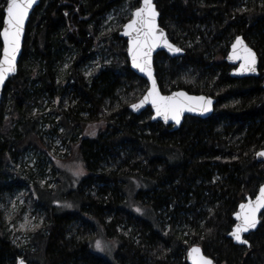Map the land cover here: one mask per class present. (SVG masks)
<instances>
[{"label": "trees", "instance_id": "1", "mask_svg": "<svg viewBox=\"0 0 264 264\" xmlns=\"http://www.w3.org/2000/svg\"><path fill=\"white\" fill-rule=\"evenodd\" d=\"M154 2L159 25L184 51L155 55L161 92L211 96L213 113L173 130L151 122L150 109L129 111L147 83L129 69L126 41L105 21L116 13L124 25L140 0H40L2 91L0 264H187L193 245L217 264H264V211L249 247L227 237L238 205L264 183L255 158L264 149V0ZM238 35L259 57L258 77L230 76L225 57ZM46 108L47 129L38 123ZM56 138L65 147L56 158L78 156L87 175L53 199L57 188L41 181ZM17 193L42 220L25 242L6 218ZM67 200L73 206L63 209ZM99 237L116 243L112 257L92 251Z\"/></svg>", "mask_w": 264, "mask_h": 264}, {"label": "snow or ice", "instance_id": "2", "mask_svg": "<svg viewBox=\"0 0 264 264\" xmlns=\"http://www.w3.org/2000/svg\"><path fill=\"white\" fill-rule=\"evenodd\" d=\"M34 2L35 0H6L4 27L0 31V37L3 39V58L0 59V84L5 80L6 73L15 71L14 61L20 48L24 23ZM140 4L141 6L135 9L129 22L124 25V35L130 37L128 51L132 58V66L148 76V79L152 82V87L139 104L132 105L133 109H139L145 103L151 102L157 116H162L165 122L171 119L176 124L180 123V117L185 111H210L212 101L204 96H189L186 92H175L171 96L160 94L152 72V51L161 44L173 53H178L181 49L169 43L164 31L158 28L156 19L159 13L153 0H140ZM229 59L243 61L239 69L241 73H255L257 70L256 53L240 37H237L232 45V54ZM257 155L264 157V152ZM74 174L79 175L78 172ZM240 207L242 211L236 216L240 223L236 224L231 235L236 241L247 244L248 241L242 239L241 233L254 229L258 223L257 213L264 209V186L260 187L255 201L249 200L248 204H242ZM137 211H140V209H137ZM96 247H101L99 241H97ZM189 256L192 259V264H213L211 259L202 254L199 247L191 248ZM18 264H25V261L19 259Z\"/></svg>", "mask_w": 264, "mask_h": 264}, {"label": "water", "instance_id": "3", "mask_svg": "<svg viewBox=\"0 0 264 264\" xmlns=\"http://www.w3.org/2000/svg\"><path fill=\"white\" fill-rule=\"evenodd\" d=\"M154 1H155V0H153V3L155 4ZM39 3H40V0H35V2L33 3L32 7L29 9V12H28L27 18H26V20H25L24 28H23V32H22V35H21L20 48H19V50H18V52H17V54H16V60L14 61L15 71H14V72H10V73H6V74H5V80L3 81L2 84H0V105H1V101H2V91H3V87H4V85L6 84V82H7L9 79H11V78H12L13 76H15L16 73H17L18 62H19V59H20V57H21L22 50H23L24 38H25V32H26L27 23H28V21H29V18H30V16H31L33 10L39 5ZM139 6H141V4H139ZM139 6H138V7H139ZM155 7H156V5H155ZM5 9H6V4H5L4 9H3V14H4V16H3V20H4L5 16H6V11H5ZM135 9H136V8H135ZM135 9H134V10L132 11V13H131V18H132V14H133V12L135 11ZM156 10H157V9H156ZM157 12H158V11H157ZM158 13H159V12H158ZM131 18H130V19H131ZM130 19H129V20H130ZM129 20L126 21L124 25H126V24L129 22ZM156 23H157V25H158V28H159V29H162V30L164 31L165 36H166V39L168 40V42L171 43L174 47H178V48H180L179 46H177L176 44H174V43L168 38L166 31H165V30L159 25V15L157 16ZM124 25L122 26L121 30L118 32V36H119L120 38H123V39L126 41V55H127V59H128V62H129V69H130L135 75H137L138 77L144 79V80L146 81V83H147V89H146V91L144 92V94L141 96L140 99H138L136 102H133V103H131V104L129 105V107H128V108H129V111H131L133 114L139 115V114H141L144 110H146V109H150V111H151V122H160V123H162L164 126H171L173 130L178 129V128L180 127V125L182 124L183 120H184L186 117H194V118H200V119L208 118V117L213 113V111H214V106H215V103H216L215 98H213V97H211V96H207V95L202 94V93H199V94L188 93L187 91H185V90H183V89L173 90V91L168 92V93H162V92H161L160 87H159V84H158V82H157V78H156V76H155V69H154V58H155V55L161 52V53L166 54V55H167L168 57H170V58H175V57H180V56H182L183 53H184V51H183L182 48H180L181 51L178 52V53L170 52V51L168 50V48L164 47L162 44L159 45V46H157L155 49H153L152 54H151L153 77H154L155 80H156L157 88H158L160 94L163 95V96H171V95H172L173 93H175V92H186L189 96H204V97H206V98H208V99H211V101H212V104H211V106H210V111H207V112H201V111L188 112V111H185V112L181 115V117H180V123H179V124H176L175 121H173V120H171V119H169L167 122H165V120L163 119L162 116H157V115H156L155 108H153L151 102H147V103H145V104H144L141 108H139V109H136V110L133 109L132 105H133V104H139L140 101L143 100L144 97L148 94V90L152 87V82L148 79V76H147L145 73L140 72L138 69H136V68H134V67L132 66V58H131V56H130V54H129V51H128V50H129V46H130V44H129L130 37L127 36V35H124V31H125V29H124ZM3 27H4V24H3V21H2V27H1V30H0V31L3 30ZM237 37H240V38L244 41V43H245L248 47H250V46L247 44V42L245 41V39L243 38V36H241V35H238V36H236V37L233 39V41H232L231 44H230L229 51H228V53H227V55H226V57H225V61H226V63H228L229 65L233 66V68H232V70H231V72H230V76L233 77V78H237V79H239V78H244V77H258V76H259V71H258V67H259V57H258L257 53L255 52V50L252 49L251 47H250V48L256 53V58H257V64H256V69H257V70H256L255 73H241V72L239 71V69H240V65L243 63V61H242V60H232V59H229V56L232 54V45L235 43V40H236ZM0 41H1V44H2V49H1V53H0V59H2V58H3V56H2V53H3V39H2V37H0ZM263 88H264V82H263ZM260 152H264V149H261V150L257 151L256 154H255V158H256L257 162H259V163H263V164H264V157H260V156L257 155V154L260 153ZM261 186H264V183H263ZM261 186H260V187H261ZM260 187H259V189H260ZM259 189H258V191H257V193H256V195H255L254 197H248V196H247V197L245 198V200L242 201V202L238 205V207H237L235 213H234L233 216H232V218H233V220H234V225L232 226L231 231L227 234V237L233 242L234 245L249 247V241L247 240V237L250 236L251 234L255 233V232L257 231V229H258V226H259V224H260V215L263 213L264 209H261V210L257 213V220H258V223H257L256 227H255L254 229H249L248 232L241 233L242 239H245V240L248 241L247 244H242V243L236 241V240L234 239V237L231 235V232L235 229L236 224L240 223V221H238V220L236 219L237 214H238V213H241V211H242L240 206H241L242 204H244V205L248 204L249 200L255 201L256 196L259 194ZM193 247H199V248L201 249L202 254H203L205 257L211 259L210 257L206 256V255L203 253V250H202V248H201L200 246H198V245H193V246L189 247V248L187 249V251H186V262H187V264H192V259H191V257L189 256V252H190L191 248H193ZM19 259H22V258H18L16 264H18ZM23 260H24V259H23ZM211 260H212V259H211ZM24 261H25V260H24ZM212 262H213V264H217V263H215L213 260H212ZM25 264H27L26 261H25Z\"/></svg>", "mask_w": 264, "mask_h": 264}, {"label": "rangeland", "instance_id": "4", "mask_svg": "<svg viewBox=\"0 0 264 264\" xmlns=\"http://www.w3.org/2000/svg\"><path fill=\"white\" fill-rule=\"evenodd\" d=\"M131 13L132 11H129V17L131 18ZM106 26L105 28L107 30H115L116 28L120 31L123 24H120V20L118 19L116 13H110L108 14V16L106 17ZM98 62H92L89 65L85 66L86 70H87V74L90 73L93 69L90 67L91 65L95 64V67H97ZM67 64H64L61 68L62 72H64V70L67 67ZM50 111L49 108H46V110L43 112L44 114L41 116L40 115V119L38 120L41 125V127H45V129H47L48 126H50V124L46 123L44 124V122L42 121V119H44V115H47L48 112ZM38 113V110H34L32 114ZM60 140L59 139H54V146L52 147L51 151H52V156L54 157V160L52 162V164H50V168L49 170H47L41 181V184L44 185L46 183H48L49 187L52 189L57 188V193H55L53 195V199L55 198V196L59 197L62 194L64 195L65 193H69L71 192L76 185L79 183V181L84 178L87 175V172L82 164V162L80 161V159L78 158V156L74 155L71 158L65 159V158H56L55 153H59L60 155L65 152V147H62V145L60 144ZM56 148L60 149L59 152L56 151ZM67 152V151H66ZM55 155V156H54ZM35 160L28 162V165L30 167L34 166L35 164ZM54 167V171L57 172V176L55 177L52 174L53 168ZM20 164H17L16 169H21L20 168ZM79 173V175H76L74 173ZM58 179L60 180V182H58ZM16 198H14L12 200L11 203V207L10 209L8 208L7 212H6V218H8V228L13 229V234L15 235V237L21 241V242H25L27 240V233L30 232L31 230H35L37 228L36 225L41 224V219H37V214L34 215L32 214V209H30L25 205V198L23 196L22 193H17ZM65 201V202H60V203H65L63 204V209H67V208H71L73 206V203L71 201ZM16 210V217L10 216L12 211ZM97 241L100 242L101 247L97 248L96 247V243ZM94 245L92 246V251L100 256L103 257H112L114 254V251L116 250V243L110 239H105L103 237H99L98 239L96 238L94 241Z\"/></svg>", "mask_w": 264, "mask_h": 264}, {"label": "flooded vegetation", "instance_id": "5", "mask_svg": "<svg viewBox=\"0 0 264 264\" xmlns=\"http://www.w3.org/2000/svg\"><path fill=\"white\" fill-rule=\"evenodd\" d=\"M231 66V65H230ZM232 68H233V66H232ZM232 70V69H231Z\"/></svg>", "mask_w": 264, "mask_h": 264}]
</instances>
